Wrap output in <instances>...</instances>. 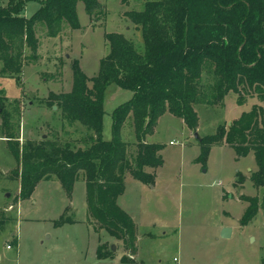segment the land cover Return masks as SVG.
Wrapping results in <instances>:
<instances>
[{
    "label": "rangeland",
    "instance_id": "374dc122",
    "mask_svg": "<svg viewBox=\"0 0 264 264\" xmlns=\"http://www.w3.org/2000/svg\"><path fill=\"white\" fill-rule=\"evenodd\" d=\"M9 0H0L4 7ZM40 1L28 0L21 16L29 18ZM102 10L88 15L77 4L78 30L66 23L55 36L45 25H35L37 49L13 47L21 71H2L0 62V264H264V189L253 178L258 171L255 155L237 157L226 144H215L204 160L199 140L230 126L253 106H261L251 90L232 92L224 98L194 104L198 127L190 130L183 120L166 112L158 120L148 144H161L164 163L154 172L155 184L144 185L125 175V189L118 206L134 222V247L110 236L88 216L86 184L82 172L68 194L55 175L41 179L27 198L20 194V164L24 149L29 153L42 140L70 143L85 148L86 128L70 125L52 104L51 94L67 93L73 84L72 64L77 60L83 72L97 75L99 62L109 53L106 33L123 34L136 48L142 46L141 31L127 13L142 11L145 0H100ZM139 49V48H138ZM12 68L14 64L9 65ZM91 85V84H90ZM213 81L206 70L202 94L211 95ZM240 97L244 103L238 104ZM131 98V92L110 85L104 96L103 138L112 137V112ZM264 120V114L261 117ZM197 134V137L195 136ZM11 137V138H9ZM129 157L137 152L132 116L121 130ZM253 201L256 210H249ZM62 215L74 224L55 227ZM245 216L247 219L245 220ZM231 228L228 239L221 230ZM16 239V240H15ZM114 246V251L112 247ZM10 247V248H9ZM109 253L97 258V249Z\"/></svg>",
    "mask_w": 264,
    "mask_h": 264
},
{
    "label": "trees",
    "instance_id": "16d2710c",
    "mask_svg": "<svg viewBox=\"0 0 264 264\" xmlns=\"http://www.w3.org/2000/svg\"><path fill=\"white\" fill-rule=\"evenodd\" d=\"M27 1L9 0L6 6H0L2 71H21L13 47L26 46L35 54L36 24L45 25L47 35L55 36L64 23L73 30L81 28L76 9L79 2L88 15L102 10L100 0H43L40 8L26 18L21 11ZM144 6L142 11L127 13L141 31L139 49L123 34L106 33L109 53L100 60L97 75L88 78L75 60L71 90L50 96V106L61 110L70 125L77 122L90 133L83 140L85 148L74 149L70 143L60 146L45 139L29 153L24 149L20 164L22 198L50 175L57 176L71 194L82 172L88 216L110 236L134 249V222L118 206L117 198L124 192L126 173L144 185L155 184L156 175L147 170L163 166V145L148 144L144 139L154 134L159 118L169 112L195 131V103L214 104L230 92L251 90L264 104V0H145ZM206 70L213 81L211 95L202 94L201 80ZM110 85L131 92V98L113 110L112 137L107 141L102 129L104 96ZM243 103L240 97L238 104ZM263 114L264 108L255 105L230 126H219L215 134L200 139L201 157L205 160L210 147L221 143L232 148L238 158L253 152L258 171L252 180L257 188L264 189ZM129 116L137 142V152L131 157L121 137ZM249 210L255 212V201ZM5 223L0 221V231ZM74 223L72 217L62 215L54 226ZM102 248L97 249L98 259L109 257Z\"/></svg>",
    "mask_w": 264,
    "mask_h": 264
},
{
    "label": "water",
    "instance_id": "95a60500",
    "mask_svg": "<svg viewBox=\"0 0 264 264\" xmlns=\"http://www.w3.org/2000/svg\"><path fill=\"white\" fill-rule=\"evenodd\" d=\"M197 137V134H195ZM232 230L231 228L225 227L221 230L220 237L222 239H228L231 236ZM112 250L114 251V246L112 247Z\"/></svg>",
    "mask_w": 264,
    "mask_h": 264
},
{
    "label": "crops",
    "instance_id": "0c3cea01",
    "mask_svg": "<svg viewBox=\"0 0 264 264\" xmlns=\"http://www.w3.org/2000/svg\"><path fill=\"white\" fill-rule=\"evenodd\" d=\"M154 134H155V132H154ZM154 134H153V135H154Z\"/></svg>",
    "mask_w": 264,
    "mask_h": 264
},
{
    "label": "built area",
    "instance_id": "2783aa9c",
    "mask_svg": "<svg viewBox=\"0 0 264 264\" xmlns=\"http://www.w3.org/2000/svg\"><path fill=\"white\" fill-rule=\"evenodd\" d=\"M10 248V247H9Z\"/></svg>",
    "mask_w": 264,
    "mask_h": 264
}]
</instances>
